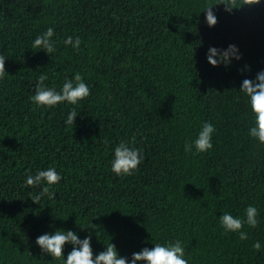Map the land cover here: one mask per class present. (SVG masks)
I'll list each match as a JSON object with an SVG mask.
<instances>
[{
  "label": "trees",
  "instance_id": "16d2710c",
  "mask_svg": "<svg viewBox=\"0 0 264 264\" xmlns=\"http://www.w3.org/2000/svg\"><path fill=\"white\" fill-rule=\"evenodd\" d=\"M220 3L0 0V264H62L36 244L56 230L91 236L94 257L111 242L129 264L133 253L177 240L189 264H264V144L249 136L254 117L239 91L264 71V0L231 13ZM48 27L49 55L31 47ZM69 36L81 39L78 51L65 45ZM229 45L240 60L207 62L209 48ZM77 72L86 99L31 102L40 75L60 91ZM205 122L215 128L213 148L185 152ZM121 141L143 152L129 176L111 171ZM49 167L62 177L50 189L55 198L33 203L41 188L26 186V174ZM249 205L259 223L245 224L241 241L219 217H244ZM72 247L64 246L65 260Z\"/></svg>",
  "mask_w": 264,
  "mask_h": 264
},
{
  "label": "clouds",
  "instance_id": "9594fccd",
  "mask_svg": "<svg viewBox=\"0 0 264 264\" xmlns=\"http://www.w3.org/2000/svg\"><path fill=\"white\" fill-rule=\"evenodd\" d=\"M254 0H222L225 5V11L231 13L233 9L242 8L245 5L251 6L258 4ZM213 5H208L205 9L206 23L213 27L217 23L212 9ZM54 28L48 27L45 32L38 35L32 43V49H42L48 55L55 51ZM65 45H71L75 50H79L82 43L79 37L73 40L69 36ZM207 62L213 67L218 66L221 62L227 64L232 59L240 60L241 55L235 45H229L226 50H220L215 47L209 48ZM5 57L0 54V79L6 74ZM48 79L47 75H40L35 86L34 95L30 97L31 102L37 107L52 108L56 105L67 102L76 105L78 102L86 99L90 95V89L84 82L83 77L77 72L73 79H65L60 91L54 87L49 88L45 85ZM249 98L250 109L253 114V125L249 129V136L264 144V71L257 73L255 81L244 79L239 90ZM77 112L73 108L65 121L66 125H73L77 117ZM215 131L211 123L205 122L195 140L185 143V152H192L195 148L196 153H204L213 148L212 135ZM132 143H135L133 139ZM143 159V152L140 149L130 147L127 141L121 143L114 149V157L111 161V171L117 176L132 175ZM26 186H39L41 191L32 199L33 203L39 204V201L47 197L52 200L55 198V192L50 190L53 185L58 184L62 177L58 174L55 167H49L45 170H37L35 175L26 174ZM257 209L249 205L245 209L244 217L237 218L229 213H224L219 217V223L226 232H239L241 241L248 239L247 233L241 231L245 224L250 228L258 226ZM94 227V226H93ZM36 244L44 254L51 256L53 259L61 260L62 264H129L127 257H119L114 244L109 242L105 246V251L93 256L91 248V236L81 240L76 233L71 230H56L54 233L40 235L36 239ZM66 244H71L72 251L64 259L63 250ZM261 244L259 241L253 244V249L259 251ZM189 264L185 259V248L177 240L175 243L169 241L166 244L156 243L154 247L144 248L139 252L132 254L130 264Z\"/></svg>",
  "mask_w": 264,
  "mask_h": 264
}]
</instances>
